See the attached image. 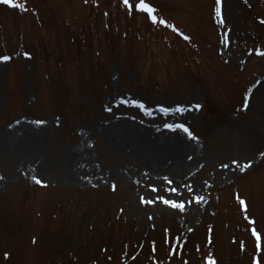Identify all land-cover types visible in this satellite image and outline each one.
I'll return each instance as SVG.
<instances>
[{"label":"rangeland","instance_id":"rangeland-1","mask_svg":"<svg viewBox=\"0 0 264 264\" xmlns=\"http://www.w3.org/2000/svg\"><path fill=\"white\" fill-rule=\"evenodd\" d=\"M17 2L27 11L0 5V57L11 58L0 64V264H264L250 234L264 235V57L248 55L264 51V0H222L220 19L216 0H147L190 42L129 17L120 0ZM173 105L185 113L153 115ZM120 119L188 127L198 156L187 179L169 163L129 158L110 138ZM9 133L12 153L1 143ZM233 160L253 166L223 171ZM73 168L95 177L65 178ZM164 176L182 199L205 202L183 214L142 206ZM177 233L188 234L183 247L165 258Z\"/></svg>","mask_w":264,"mask_h":264},{"label":"snow or ice","instance_id":"snow-or-ice-1","mask_svg":"<svg viewBox=\"0 0 264 264\" xmlns=\"http://www.w3.org/2000/svg\"><path fill=\"white\" fill-rule=\"evenodd\" d=\"M222 0H216V13L215 16L217 19H220L221 17V10H220V5H221ZM85 3H87V0H85ZM120 3L123 7V10L129 17H133L134 15H141L144 17V19L149 22L153 27H162L164 29H170L177 37H180L182 40L190 42V37L184 35L181 33L175 26L169 24L163 19H160L157 15L158 10L154 7L151 6L150 3L147 2V0H120ZM0 5L6 6L8 9H15L18 10L19 12L23 13L27 11L26 5L23 3L17 2V0H0ZM108 14L105 13V16ZM221 23L223 24V21L221 20ZM260 24L264 25V20L259 21ZM249 56H259V57H264V51H255L249 52ZM27 59H31V57H26ZM10 57L5 55L3 57H0V64H6L10 61ZM247 101H248V96L244 97V102H243V107L242 110H247ZM125 101L121 100L120 104H124ZM135 107L140 109V110H145V106L143 104L137 103L135 104ZM200 108L199 106H194L193 108L187 109V111H199ZM160 113L164 114L165 116L170 115V114H180L183 115L185 113V109L181 107H176L174 109V113H170L169 110L165 107H161L157 109ZM146 115H150L151 113L145 112ZM38 127H41L42 124L40 122L37 123ZM166 127L168 131L170 132H182L185 134L187 140L190 141H195L197 138L192 135L190 132L189 128L186 127L182 122L181 123H175L171 122L168 123L166 122ZM251 163H244L240 164L236 161H230L226 164L223 165V171L228 172L229 170L235 172L236 170H240L241 172L246 171L247 169L252 168ZM202 168L203 165H200ZM147 176V173L144 174ZM2 179V177H0ZM103 179V177H101ZM164 183L159 187H151L149 191L153 193L154 195L150 199H145L143 195L140 197L139 203L144 206V205H150L152 207H155L157 204L162 205L165 209L174 211V212H179L181 214L185 213L186 208H191L193 203L200 205L203 202H205V198L203 195H196L192 196L190 200H184L182 197L185 195L184 190L177 185L176 187H172L174 184V180L169 179L167 176L163 177ZM33 182L34 184L45 188L48 187L47 184L42 183L40 179H37L33 177ZM107 182V181H105ZM135 183H141L140 181H136ZM93 187H96V185H93ZM187 192L191 194L193 192V188L191 184L185 185ZM207 187L211 188L212 185L208 184ZM111 190L113 192L116 191V185L112 184L111 185ZM159 193H163V195H160ZM167 196L173 197V199H168L166 198ZM237 203L240 205V209L245 215L243 216V219L247 222L248 225H254L255 221L252 219H249L247 215V207L245 204V201L242 199H239L237 197ZM149 220L153 219L152 216L148 217ZM251 237L253 238V243H254V253L256 255H260L262 253V250H264V235L260 234L255 227H252L250 230ZM174 240L179 243V238H174ZM33 243H36L33 241ZM241 250H244L243 244L241 245ZM173 250L170 249V253ZM6 260L8 259V256L6 255L4 257ZM135 259V257H133ZM187 264V262H185ZM208 264H215V261L212 260L211 258L208 259ZM252 264H261V260L255 258L252 261Z\"/></svg>","mask_w":264,"mask_h":264},{"label":"bare ground","instance_id":"bare-ground-1","mask_svg":"<svg viewBox=\"0 0 264 264\" xmlns=\"http://www.w3.org/2000/svg\"><path fill=\"white\" fill-rule=\"evenodd\" d=\"M176 107L184 108L181 105H173L166 108L170 113H174ZM157 109L159 108H156V106L152 109L154 110L153 115L155 116H157V112H159ZM175 115L176 114H170L169 116L173 118ZM160 119L166 120L167 116H160ZM109 126L113 127V130H110V138L113 134V141L125 148L126 155L129 158L139 159L141 161L140 165L142 166L149 165L151 160L154 159L159 162H165V164L169 163V165L172 166L170 169L178 171L181 181L187 179V175L184 172L186 167L197 158V147L180 133L168 131L166 123H159L158 126L151 130L147 128H138L134 124L120 119L118 123H110ZM1 140V143L4 144L5 150L8 153L14 152L13 133H9ZM185 155L188 162L185 159ZM26 168L29 172H32L34 170V163L28 161ZM64 177L69 179L78 178L88 180V178H93L95 176L93 174H81L78 168H73L65 172Z\"/></svg>","mask_w":264,"mask_h":264},{"label":"trees","instance_id":"trees-1","mask_svg":"<svg viewBox=\"0 0 264 264\" xmlns=\"http://www.w3.org/2000/svg\"><path fill=\"white\" fill-rule=\"evenodd\" d=\"M187 236H188V234H185V233H182V234L177 233L175 235H172V241L167 248L168 253H167L165 258H170L174 255H178V252H179L178 248H180L181 246L183 247V243L186 240ZM177 237L179 238V243H177L174 240V238H177ZM170 249L173 250L171 253H170Z\"/></svg>","mask_w":264,"mask_h":264}]
</instances>
